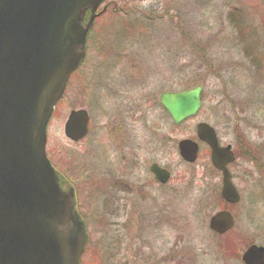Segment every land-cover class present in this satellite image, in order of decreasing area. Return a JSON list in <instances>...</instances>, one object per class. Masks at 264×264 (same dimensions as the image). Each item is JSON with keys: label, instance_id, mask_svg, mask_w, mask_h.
<instances>
[{"label": "rangeland", "instance_id": "374dc122", "mask_svg": "<svg viewBox=\"0 0 264 264\" xmlns=\"http://www.w3.org/2000/svg\"><path fill=\"white\" fill-rule=\"evenodd\" d=\"M110 2L117 8L96 21L88 60L71 79L47 134V154L75 189L77 211L87 225L82 264H158L171 245L172 264H241L238 255L226 254L230 248L241 255L251 244L264 246V0ZM198 85L204 88L202 110L181 126L173 125L158 106L143 103L146 94L158 105L162 93ZM127 92L143 101L141 139L149 130L157 133L156 143L137 153L141 179L153 161L167 164L172 173L167 211L172 227L154 237L142 229V208L107 203L122 198L109 186L123 153L113 128L124 114L120 94ZM78 109L91 117L90 134L74 144L64 127L70 112ZM199 123L211 125L223 146L237 150L230 168L241 202L229 207L236 225L233 234L223 237L209 229L210 218L223 207L222 176L211 164L209 149L201 145L198 161L191 165L178 151L181 140H198ZM142 252L147 258H139Z\"/></svg>", "mask_w": 264, "mask_h": 264}, {"label": "water", "instance_id": "95a60500", "mask_svg": "<svg viewBox=\"0 0 264 264\" xmlns=\"http://www.w3.org/2000/svg\"><path fill=\"white\" fill-rule=\"evenodd\" d=\"M107 0H0V264H80L88 236L75 209L73 189L63 190L47 154V129L70 77L86 59L94 21ZM202 87L164 93L160 104L175 125L197 115ZM87 112L73 111L65 135L79 142L88 134ZM223 174L221 196L237 204L240 196L227 168L235 157L220 148L213 128L197 126ZM182 159L197 160L199 146L178 145ZM153 171L158 177L161 170ZM228 211L215 214L210 229L234 227ZM245 264H264V247L251 246Z\"/></svg>", "mask_w": 264, "mask_h": 264}, {"label": "flooded vegetation", "instance_id": "af4514ba", "mask_svg": "<svg viewBox=\"0 0 264 264\" xmlns=\"http://www.w3.org/2000/svg\"><path fill=\"white\" fill-rule=\"evenodd\" d=\"M123 98L121 100L122 106L124 108V114L121 117L120 122H117L116 128H113V134H115L114 139L117 140L119 148L123 152L121 154V161L118 164L117 173L118 175L112 173L111 185L109 189H114V191L122 195V198H114L113 202H107L110 206L115 208H128L130 206H134L135 208H142V219H143V231L144 229L149 230V234H153V237L157 233L166 232L167 229L172 227V217L171 214L168 216V208L172 205V190L170 189V184L172 182V173L167 164L160 165L157 162L150 164L149 166V175H147L146 179L142 180L139 174L138 165L140 160L139 152L140 150H144V148L152 146L156 143L157 133L149 130L145 133L144 139L142 140L140 137V127H141V117H140V100L135 96V93L130 95L129 92L126 94H120ZM142 101V100H141ZM144 101V102H143ZM143 103L146 104V108L155 109L157 106L163 111L166 115L163 108L160 106V103L157 100L153 101V96L145 95L143 99ZM155 128H157V124H155ZM147 135V137H146ZM154 136V137H153ZM146 137V139H145ZM218 137V136H217ZM219 139V137H218ZM144 141L145 144L142 145ZM171 137L165 139V143H170ZM220 144L221 140L219 139ZM232 146V145H231ZM120 151V149H119ZM147 151L150 153L156 152L155 149L149 148ZM232 151L234 152L237 158V150L232 146ZM138 153V154H137ZM120 154V153H119ZM169 160L170 157L167 154L164 155ZM153 165H158L161 169L167 172L169 175V179H166V175L164 174L161 178H158L151 170ZM137 177L135 178V176ZM116 182V184H113ZM108 183V182H107ZM106 183V184H107ZM149 184V185H148ZM108 185V184H107ZM106 185V187H107ZM152 185V186H151ZM145 206V207H144ZM143 209L152 210V214L147 216L146 213H149ZM158 210L159 213L156 211ZM163 210V212H162ZM153 217V218H152ZM148 219H153L151 223H148ZM233 231V230H232ZM167 233V232H166ZM146 236V235H145ZM143 240H146L145 238ZM164 242L170 246V242H168L167 236L164 238ZM170 243V244H169ZM233 244V242H232ZM177 247V246H176ZM183 249V248H182ZM177 250L176 251H181ZM166 253V254H165ZM170 253V257L167 259ZM173 247L166 248L164 255L165 261L158 264H172V255ZM228 256H236L239 257V252L235 249H229L226 253ZM151 256V255H150ZM177 257H182L178 255ZM139 258H147L145 254L139 253ZM155 259V260H154ZM154 263H156V256L153 257ZM241 264L242 260L239 258Z\"/></svg>", "mask_w": 264, "mask_h": 264}, {"label": "trees", "instance_id": "16d2710c", "mask_svg": "<svg viewBox=\"0 0 264 264\" xmlns=\"http://www.w3.org/2000/svg\"><path fill=\"white\" fill-rule=\"evenodd\" d=\"M115 14V13H114Z\"/></svg>", "mask_w": 264, "mask_h": 264}]
</instances>
